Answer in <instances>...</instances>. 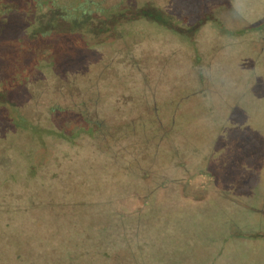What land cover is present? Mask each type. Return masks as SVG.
Masks as SVG:
<instances>
[{
  "label": "rangeland",
  "instance_id": "1",
  "mask_svg": "<svg viewBox=\"0 0 264 264\" xmlns=\"http://www.w3.org/2000/svg\"><path fill=\"white\" fill-rule=\"evenodd\" d=\"M161 2L179 14L177 33H157L145 20L146 35L133 52L139 66L124 67L134 83L128 89L101 82L105 95L89 99L91 78L82 72V96L60 89L43 96L44 104L54 99L69 107L63 116L75 121L77 109H87L93 120L106 112L109 123L125 132L130 120H157L150 101L161 120L176 122L156 133L148 126L155 137L147 145L141 125L134 164L109 163L112 147L93 152L92 140L69 147L71 156L91 153L98 162L90 168L82 162L73 176L52 178L44 190V182L38 184L47 204L36 206L40 196L34 200L14 186L12 201L28 203L33 212L23 246L30 239L32 264H264V0ZM4 15L0 7V19ZM171 21L179 17L171 15ZM102 50L93 56H107ZM14 68L19 73L22 66ZM42 124L31 134L37 147L48 128ZM19 145L22 151L31 142ZM107 171L117 176L105 177ZM5 232L0 230L3 259L11 240Z\"/></svg>",
  "mask_w": 264,
  "mask_h": 264
},
{
  "label": "trees",
  "instance_id": "2",
  "mask_svg": "<svg viewBox=\"0 0 264 264\" xmlns=\"http://www.w3.org/2000/svg\"><path fill=\"white\" fill-rule=\"evenodd\" d=\"M161 1L0 0V7L5 10L0 19V77L3 79L0 82V230H6V239H11L6 251V254L10 253L6 259L0 257V264L33 263L30 239L23 247L26 243L24 232L29 230L25 228L26 222L33 212H27L28 203L12 201L14 186L20 185L35 200L36 196H40L37 193L38 184L44 182L40 191L44 190L45 184H51L52 178H60L64 173L73 176L82 162L90 168L98 162L91 153L78 152L73 157L69 150V147L80 146L85 140H92L93 144L96 142L93 152H105L112 147L107 156L109 163H137L138 157L133 153L141 154V150L135 147L141 138V125L146 136L143 143L147 145L155 137L150 136L152 132L147 131L148 126L156 133L176 122L174 117L171 123L161 120L158 117L159 107L153 106L150 101L147 108L157 120H130L128 124L131 125L124 126L127 130L130 127V130L125 132L123 127L109 123L112 117H108L106 112L93 120L86 115L87 109H77L75 121L70 115L63 116L67 110L70 112L69 107H63L54 99L44 104L46 99L43 96L49 89L70 90L75 97L82 96V72L91 78L89 99L98 101L100 96L105 95L98 85L101 82L107 86H119L122 90L128 89L134 83L130 81V76L123 74L139 66V58L133 56V52L146 35L147 29L143 27L145 20L155 24L154 31L162 35L175 32L181 21L179 14L168 11L167 4ZM150 3L155 7H152V12L147 9ZM171 15L179 17V22L172 23ZM185 39L186 36H183L182 40ZM101 47L107 56H93ZM11 48H17V51L12 53ZM6 52L11 55L7 56ZM16 62L22 66L19 73L14 68ZM137 69L140 74H145L143 69ZM140 95L143 101H148L147 96L143 97L145 91H141ZM148 97L155 99L150 98V91ZM81 104L85 105V102ZM60 111L62 113L58 114ZM43 122L48 128L41 136V146L37 147L31 141V134L35 135L34 128L43 126ZM18 125L22 127L21 131L12 129ZM23 129L33 132L25 133ZM119 130L125 133L119 136ZM73 131L78 134L74 135ZM21 142H31V146L21 151ZM20 161L24 164L21 165ZM105 166L100 165L99 168ZM115 176L109 171L105 174V177ZM46 201L41 197L36 206L47 204ZM74 205L79 204L75 202ZM50 215L60 218L55 212Z\"/></svg>",
  "mask_w": 264,
  "mask_h": 264
}]
</instances>
